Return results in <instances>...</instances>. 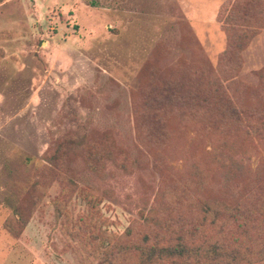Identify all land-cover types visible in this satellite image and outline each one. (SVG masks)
<instances>
[{
  "label": "rangeland",
  "instance_id": "rangeland-1",
  "mask_svg": "<svg viewBox=\"0 0 264 264\" xmlns=\"http://www.w3.org/2000/svg\"><path fill=\"white\" fill-rule=\"evenodd\" d=\"M235 6L249 8L245 43L223 25ZM263 24L264 0H0V264H108L107 248L136 236L187 159L216 143L168 111L170 84L228 70L229 96L264 123ZM159 114L164 137L150 133ZM233 143L255 198L264 132Z\"/></svg>",
  "mask_w": 264,
  "mask_h": 264
},
{
  "label": "trees",
  "instance_id": "trees-1",
  "mask_svg": "<svg viewBox=\"0 0 264 264\" xmlns=\"http://www.w3.org/2000/svg\"><path fill=\"white\" fill-rule=\"evenodd\" d=\"M248 9L231 7L223 23L227 32L241 31L243 43L252 37V30L238 19ZM233 51L229 38L220 57L224 66L233 62ZM210 74L195 89L170 84L163 101L168 111L182 115L184 124L191 122L216 140L212 152L200 160L187 159L185 175L161 191L157 209L144 217L136 236L128 229L124 242L107 248L108 264H264V192L258 188L255 198L250 194L249 171L234 160L237 153L232 150L234 139L245 142L262 136L264 123L252 120L244 106L229 96L233 76L228 70ZM166 132L159 114L150 122V133L164 137ZM83 145L77 142V146ZM89 156L95 162L112 159L107 152ZM62 157L55 149L47 163L55 167ZM212 165L217 168L212 170ZM206 168L212 171L210 175ZM57 207L60 212L64 209V205ZM13 215L22 220V226L27 222L18 205Z\"/></svg>",
  "mask_w": 264,
  "mask_h": 264
}]
</instances>
